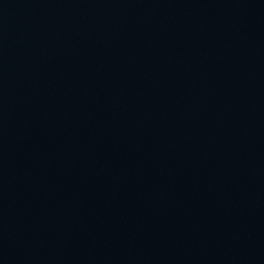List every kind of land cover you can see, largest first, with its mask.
Wrapping results in <instances>:
<instances>
[{
	"label": "water",
	"instance_id": "water-1",
	"mask_svg": "<svg viewBox=\"0 0 264 264\" xmlns=\"http://www.w3.org/2000/svg\"><path fill=\"white\" fill-rule=\"evenodd\" d=\"M0 264H264V0H0Z\"/></svg>",
	"mask_w": 264,
	"mask_h": 264
}]
</instances>
